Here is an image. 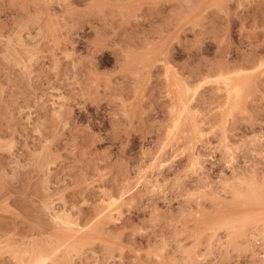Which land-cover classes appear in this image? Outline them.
<instances>
[{
  "label": "rangeland",
  "instance_id": "obj_1",
  "mask_svg": "<svg viewBox=\"0 0 264 264\" xmlns=\"http://www.w3.org/2000/svg\"><path fill=\"white\" fill-rule=\"evenodd\" d=\"M40 254L264 264V0H0V264Z\"/></svg>",
  "mask_w": 264,
  "mask_h": 264
},
{
  "label": "bare ground",
  "instance_id": "obj_2",
  "mask_svg": "<svg viewBox=\"0 0 264 264\" xmlns=\"http://www.w3.org/2000/svg\"><path fill=\"white\" fill-rule=\"evenodd\" d=\"M234 82L231 80V82L229 81V79H227V80H225L224 81V86L226 87L225 89L227 90V92H226V95H227V97H228V95H232V96H234V97H228V99H235L237 96H238V94H239V86L236 84V85H234L233 84ZM236 83V82H235ZM238 86V87H237ZM186 88V90H189V88L188 87H185ZM194 92V91H193ZM195 93V92H194ZM238 93V94H237ZM236 96V97H235ZM117 200V199H116ZM116 200L114 201V199L112 200V203H108L109 202V200L107 201H104V199H103V201L105 202V203H103V206H102V210H98V213H99V211H101L100 212V215L99 216H101L102 214V217H114L113 216V214L115 215L116 213H119L118 211V208L120 209V207H118L117 205H118V202H116ZM108 204H107V203ZM111 202V201H110ZM114 202V203H113ZM104 204L106 205V207H104ZM117 204V205H116ZM117 206V207H114V206ZM104 208V209H103ZM118 210V211H117ZM102 211H105V212H102ZM107 212V213H106ZM116 212V213H115ZM102 213V214H101ZM104 214L106 215V216H104ZM98 215V214H97ZM41 255V256H40ZM39 256H37L38 257V259H37V257H36V259L34 260L35 261V263L33 262V264H44L43 262H44V260L47 258V256H43L42 254H40Z\"/></svg>",
  "mask_w": 264,
  "mask_h": 264
}]
</instances>
